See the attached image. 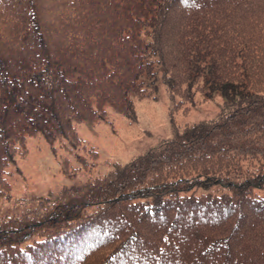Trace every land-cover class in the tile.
<instances>
[{"label": "trees", "instance_id": "obj_1", "mask_svg": "<svg viewBox=\"0 0 264 264\" xmlns=\"http://www.w3.org/2000/svg\"><path fill=\"white\" fill-rule=\"evenodd\" d=\"M156 66L172 112L220 89L217 116L19 197L0 264H264V0H0V200L29 135L73 150L107 105L136 119Z\"/></svg>", "mask_w": 264, "mask_h": 264}, {"label": "rangeland", "instance_id": "obj_2", "mask_svg": "<svg viewBox=\"0 0 264 264\" xmlns=\"http://www.w3.org/2000/svg\"><path fill=\"white\" fill-rule=\"evenodd\" d=\"M156 70L158 77L153 82L146 76L140 78L149 91L147 96L139 98L131 93L136 119L107 105L106 114L95 123L88 120L76 123L81 142L73 150L59 140L51 144L41 134L29 135L28 150L17 155L7 167L12 188L10 198L0 200V216L18 212L28 204L18 203L19 197L46 195L126 163L161 139L171 137L174 124L182 128L217 116L225 101L220 89L210 95L197 90L196 102L184 103L172 112L173 102L157 66Z\"/></svg>", "mask_w": 264, "mask_h": 264}]
</instances>
